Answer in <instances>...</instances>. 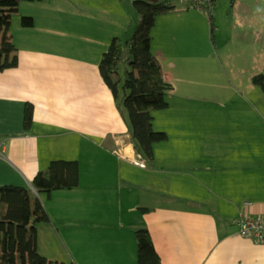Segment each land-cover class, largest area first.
Masks as SVG:
<instances>
[{"label":"crops","instance_id":"1","mask_svg":"<svg viewBox=\"0 0 264 264\" xmlns=\"http://www.w3.org/2000/svg\"><path fill=\"white\" fill-rule=\"evenodd\" d=\"M122 5L111 0L98 8L113 37H127L132 24ZM186 15L192 11L162 13L153 29L152 50L169 82L164 58L171 52L172 60L181 59L173 48L184 46ZM35 26L25 27L19 65L0 70V185L30 187L41 199L49 220L37 225L38 253L65 264H138L136 231L148 228L163 264H264V243L243 237L238 223L241 213L264 217V101L250 96L247 114L240 108L230 114L215 111L211 98L204 105L194 98L187 106L191 121L198 120L194 136L183 125L184 148H155L154 163L142 159L141 166L133 161V147H122L126 138L115 124L113 95L101 72L91 74L84 51L68 52L81 58L73 64L80 69H74L78 77L61 83L26 61L51 52L38 49L40 41L27 29ZM187 49L184 57L203 56ZM94 57L100 71L101 58ZM252 87L264 99V90ZM48 89L57 98L44 97ZM28 101L35 104L31 129L24 126ZM59 159L79 161L81 184L39 193L33 177Z\"/></svg>","mask_w":264,"mask_h":264},{"label":"rangeland","instance_id":"2","mask_svg":"<svg viewBox=\"0 0 264 264\" xmlns=\"http://www.w3.org/2000/svg\"><path fill=\"white\" fill-rule=\"evenodd\" d=\"M110 1L37 0L22 2L19 10L13 13L11 24V33L17 42L18 53H23L24 47L27 46L24 44L26 39L23 37L24 30H26L23 17H33L36 23L35 29H27L32 31L40 41L38 49L44 52L51 50L50 54H53V50L65 53L61 58L44 53L47 55L26 60L29 63L34 61V64L41 68L44 77L50 75L56 83L78 77L75 73L78 72L76 70H79L80 66L73 64L80 62L81 58H69V51L74 54L84 51V62L88 64L87 67L91 74L96 72L100 76L99 63L94 55L98 54L101 59L103 58V54L112 41L113 28L107 25L105 21L107 16L100 17L103 11L98 8L109 5ZM249 5L258 7L259 10L253 11ZM125 8L132 14V24L129 26L127 35L129 37L139 22V15L131 4ZM175 8H186L192 11V15H186L188 25L180 35L184 46L199 51L203 56L184 57V53L189 50L176 44L173 50L181 53V59L172 60L171 52H167L164 58L167 70L173 77L170 82L174 84L175 89L173 90L176 94L173 95V90L169 93L170 107L153 112L154 128L166 131L169 135V139L155 144L154 150L156 148L159 151L170 148L174 143V149L177 150L179 147L182 149L184 148L183 142L188 139L186 133L190 134L193 130L194 136L198 120L191 121L187 115V110H189L187 106L192 104L194 98L196 100L202 98V105L205 104V100L211 98L215 101L216 107H213L215 111L230 114H233V110L237 108H240L241 113L247 114L245 102L250 96L264 101L263 98L253 93L252 87L260 88L253 83L252 79L256 73L264 72V0H215L212 9L210 6L192 5L187 0H176ZM210 11L216 23L214 36L209 19ZM123 35H125L124 32L121 36ZM104 45L107 46L104 47ZM182 47L184 50H181ZM86 55L90 57H85ZM25 57L27 56L24 55ZM72 69L74 72L71 71ZM104 90H108L107 86ZM44 92V97L51 94L57 98L58 92L56 91L48 89L49 94L46 90ZM106 92V94L108 92L111 94L110 91ZM124 96L125 91L121 86L119 99L112 97L111 102L118 115V117L115 116V124L120 125V133L126 138H124L122 147L126 150L132 146L134 155H137L139 161L144 158L137 153L132 144V123L129 110L123 101ZM102 100H106L103 94ZM183 125L187 130L186 133L181 134ZM98 143L103 144V141H98ZM187 143L186 141L184 144Z\"/></svg>","mask_w":264,"mask_h":264},{"label":"trees","instance_id":"3","mask_svg":"<svg viewBox=\"0 0 264 264\" xmlns=\"http://www.w3.org/2000/svg\"><path fill=\"white\" fill-rule=\"evenodd\" d=\"M25 1L37 0H0V70L17 67L20 63L11 24L13 13ZM120 1L135 8L139 22L129 37L112 39L100 61V72L116 100L123 86V101L131 118L134 146L139 155L153 164L155 144L168 139L166 131L154 128L153 112L169 107L168 96L173 85L165 78L163 64L152 50V30L160 14L175 8L176 0ZM210 12L214 36L216 23ZM23 25L33 27L34 18L23 17ZM252 80L264 90V72L256 73ZM24 115V126L31 129L35 115L33 102H27ZM32 183L39 193L76 188L81 184L80 163L77 160H53L48 170L35 174ZM48 220L43 203L33 195L32 188L0 185V264H65L38 253L37 225ZM136 235L138 264H163L150 230L139 228Z\"/></svg>","mask_w":264,"mask_h":264},{"label":"built area","instance_id":"4","mask_svg":"<svg viewBox=\"0 0 264 264\" xmlns=\"http://www.w3.org/2000/svg\"><path fill=\"white\" fill-rule=\"evenodd\" d=\"M190 4L198 7H209L212 9L215 0H187ZM133 149V148H132ZM133 161L145 166L143 161L136 160L133 149ZM239 232L243 237L251 238L258 243H264V217H251L241 213L239 218Z\"/></svg>","mask_w":264,"mask_h":264}]
</instances>
